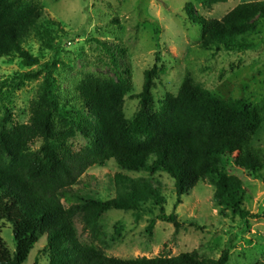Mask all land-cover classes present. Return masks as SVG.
Segmentation results:
<instances>
[{
	"label": "trees",
	"instance_id": "trees-1",
	"mask_svg": "<svg viewBox=\"0 0 264 264\" xmlns=\"http://www.w3.org/2000/svg\"><path fill=\"white\" fill-rule=\"evenodd\" d=\"M199 1L205 9L229 2ZM185 11L201 28L200 50L213 55L253 49L252 35L264 24V0L241 3L221 19L202 17L192 4ZM46 15L41 0H0V59L17 57L24 67H42L17 74L4 85L15 92L49 65L29 104L28 122H16L8 108L0 119V225L11 227L15 243L11 252L0 231V264H25L41 238L49 264H227V252L214 260L201 257L198 250L155 258L110 257L102 247L116 238L109 239L101 219L111 210L139 215L158 208L153 220L172 224L177 231L188 223L198 227L166 213L164 188L153 179L162 172L174 180L175 207L199 184L208 183L220 216L246 222L254 217L246 206L243 180L226 165L250 174L264 168V148L252 144L264 124V101L252 105L242 99L222 100L189 68L177 94L167 93L157 107L153 91L163 68L155 64L146 70L142 89L135 93L130 65L120 63L111 46L100 40L95 41L110 56L116 79L81 72L68 91H61L50 69L58 64H41L27 48L33 38L53 48L52 32L43 22L56 21L45 20ZM121 52L124 57L126 51ZM127 97L139 103L132 119L125 114ZM77 136L86 140L80 150L71 143ZM110 161L123 171L149 177L120 170L108 182L98 183L114 190L104 200L82 179L93 167ZM76 219L98 245L80 241ZM154 224L148 226L149 234ZM115 234L120 237L121 230Z\"/></svg>",
	"mask_w": 264,
	"mask_h": 264
},
{
	"label": "rangeland",
	"instance_id": "rangeland-1",
	"mask_svg": "<svg viewBox=\"0 0 264 264\" xmlns=\"http://www.w3.org/2000/svg\"><path fill=\"white\" fill-rule=\"evenodd\" d=\"M252 1L258 0H229L205 9L199 0H41L47 13L45 20L56 21L47 22L50 25L43 22L52 32L53 48H46L34 38L27 48L40 59L41 64H58V67L51 66L50 69L58 79L61 91H68L72 80L81 72L116 79L110 56L95 41L100 40L111 46L120 63L130 65L135 93L142 89L146 70L155 64L163 68L153 91L157 107L167 93L177 94L189 68L197 81L216 97L222 100L242 99L259 105L264 101V24L252 35L256 45L253 49L213 55L200 50L201 28L188 20L185 11L186 5L192 4L202 17L221 19L237 5ZM121 50L126 51L124 57L120 55ZM41 69L24 67L17 57L0 59V119L4 109L8 108L16 122H28L29 104L49 65L38 79L26 82L15 92L4 84L7 80L13 81L17 74ZM138 107L137 99L127 97L126 117L132 119ZM71 143L75 150H80L86 145V140L77 136ZM252 144L264 148V124ZM40 145L38 142L34 147ZM226 168L243 180L247 191L246 206L254 217L246 222L220 216L213 201L214 188L208 183L199 184L175 207L174 180L164 172L158 173L153 179L164 188L166 213L176 214L181 222H195L198 227L188 223L177 231L172 224L153 220L159 214L158 208L152 209L153 214L139 215L132 211L111 210L101 219L109 239L116 238L110 239L108 247H102L106 255L120 259L155 258L198 250L201 257L214 260L227 252V264L264 262V168L255 174L239 170L231 163ZM120 170L114 161H110L103 167L90 169L82 180L90 183L92 189H98L100 197L106 200L113 196L114 190L111 188L109 191L110 187L102 185L103 189L99 185L108 182ZM123 172L135 177H149L144 172ZM152 221H155L154 229L149 234L147 228ZM75 225L83 244L98 245L83 229L80 219L75 220ZM1 226V236L14 252L12 229L6 224ZM118 229L121 230L120 237L115 234ZM45 244V238H41L33 246L25 264H36V261L49 264V259L42 252Z\"/></svg>",
	"mask_w": 264,
	"mask_h": 264
}]
</instances>
